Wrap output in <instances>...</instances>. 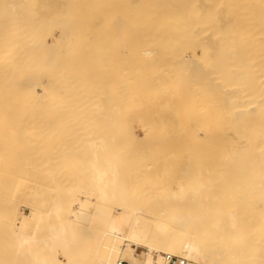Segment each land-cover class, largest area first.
Masks as SVG:
<instances>
[{
    "label": "bare ground",
    "instance_id": "obj_1",
    "mask_svg": "<svg viewBox=\"0 0 264 264\" xmlns=\"http://www.w3.org/2000/svg\"><path fill=\"white\" fill-rule=\"evenodd\" d=\"M29 108H33L32 111L26 112ZM52 124H56V127ZM136 127L145 135L154 137L152 139L157 138L150 139L158 143L159 137L163 139L168 133L170 140L178 144L182 139L186 141L187 137L191 141L192 137L201 139L196 143L194 139L192 143L199 144L196 150L201 143L202 146L206 145V140L209 142V137H212V140L219 141V146L218 141L213 140V143L222 153L220 165L222 170L225 169L218 176L213 178L211 174L212 178H207L203 174L208 173L205 169L194 168L191 162L182 164V176L174 179L175 186L167 184L170 188L163 190L165 194L157 190L163 194V199L158 201L162 208L157 221L153 223L148 214L150 210L143 209V200H140V204L133 183L128 179L132 174L135 180L136 172L131 170L129 174L126 173L130 171L126 159L132 158L128 161H132L133 167V161L137 162V157H140V169L146 163L142 154L138 156L137 152L136 157L133 152L127 151L140 141V138L137 141L129 136ZM75 135L86 140L87 151L84 143V148L81 147L87 154L83 153L84 157L80 159H70L73 152L82 150ZM71 137L75 138V146L78 144L73 151L70 149L71 145L74 147L70 143L73 140ZM50 138L59 139V144L56 140L51 142ZM62 138H66L67 145ZM44 139L48 143L44 142L45 147L41 148ZM144 139L141 145H145ZM150 139L148 143L152 142ZM163 140L165 142L167 139ZM204 140L206 144H203ZM185 141L178 146L170 142L169 150L174 146L171 151L175 153V148L181 146L177 149L180 152L185 147ZM60 142L64 145H60ZM53 143L61 147L57 149ZM22 144L24 148L34 150L30 155L28 153L29 168L40 169L41 165L43 170L35 169L34 175L47 172L48 177L46 175L45 178L48 183L44 184H49V188L53 179L59 181L60 173L57 174L54 169L59 165L65 169L64 161L75 168L73 162L72 165L69 162L74 159V164L78 165L82 158L83 168H79V165V169L75 170L82 173L85 168L87 172L82 175L88 176L85 177L88 183L83 184L84 177L79 179L81 174L76 177L78 181L81 180L80 186L87 184V189L79 186L75 176L74 185L83 191L73 185L67 187L74 175L70 177V174L75 171L66 169L72 172H63L65 176L61 171V176H67L63 182L68 183L64 185V182L63 188L60 182H56L58 186L52 188L53 199L48 206L52 190L40 182L46 187V192L49 189L51 193L43 191L40 183L41 191L46 195L37 193V187H34L36 183L32 181L38 179L30 178L31 170L28 178V168L25 167L27 171H23L19 165V168L14 166V158H8L14 154L16 159L15 154L21 152ZM125 144L129 146L121 148ZM195 145H189L191 152L195 150ZM52 146L54 149H51ZM204 147L206 149L207 146ZM49 149L52 154L53 150L56 154L59 151H63L64 155L68 153L69 158L61 156L62 160L60 155L63 153H58L60 162L55 161L54 154L52 165L55 168L46 166L45 171L41 159H45L44 164L46 159L50 160L51 152L47 153L49 157L45 153ZM143 149L139 151H145L144 146ZM202 149L206 156L216 150L209 149L212 151L207 152L210 153L208 155L207 150ZM41 150L43 155L40 159ZM160 150L157 151L158 156L159 152H169ZM118 151L123 153L118 154ZM107 152L114 154L107 157ZM196 153L199 154V151ZM76 154L73 153L74 156ZM102 154H106L107 158H100ZM148 156L151 158L152 154ZM158 156L155 155V158ZM165 157L168 155L165 154ZM155 158L152 157L154 163ZM17 159L22 164V159ZM86 159H90L89 163ZM186 159L187 162L189 159ZM54 161L60 164L57 163L59 165L56 167ZM175 161H178L177 158ZM124 162L126 167L122 169ZM10 163L13 168L9 167ZM1 164L3 168H9L8 172L4 169L6 173H3L0 166V172L7 174L8 177L2 174V179L8 178L13 184L11 187H17L15 182L24 180L27 175L26 178L31 181L29 184L34 187L30 195L27 194L28 201L37 203L38 195L48 198L45 199L47 205L41 202L43 207L37 206L42 217L50 213L46 219L40 220L37 214L25 218L14 211L13 198L9 196L15 214L6 205L10 202H2L3 197L8 198L4 194L10 190L4 189L2 194L3 189L0 188V204L4 203L3 206L9 209L6 211L12 213L8 232L3 233L9 245V250H6L13 254L10 257L15 258L16 264H118L120 259L127 260L128 264H169L167 254L181 256L187 264H203L202 261L214 264L217 257L205 256L207 246L218 255L219 264H264V0H0ZM48 167H51L50 170ZM14 170L20 171H15V175ZM147 171H139V176L151 175V170ZM9 174L11 177L15 175L14 179L17 180L10 178ZM49 174H52L51 177ZM53 174H57L54 176L57 178H53ZM41 177L44 179V176ZM160 177L164 179L163 175ZM142 185L135 187L138 194L144 187ZM154 186L158 187V184ZM153 188H147L143 196L139 195L140 199ZM60 190L66 193L61 194ZM153 191L146 194L144 200L150 195H154L152 200H159L154 197H161V194ZM237 198V202L245 200L243 203L236 202L243 210L242 213L238 211L240 215L235 211L239 209L235 204ZM221 200H232L234 204L226 201L228 207H223L226 203L219 205ZM246 201L252 206L256 205L254 213L257 215L254 216L259 224L252 222L251 226L263 230L261 233L250 227L252 231L258 230L255 234L251 232L254 236H249L245 228L250 224L245 221L250 220V213H244L249 207H243ZM14 204H17L15 200ZM235 205V209H228ZM48 210H52L57 217L53 215L52 219V213ZM239 216L246 223H242ZM258 217L261 221L263 219L262 226ZM253 220L255 223L254 217L250 222ZM259 232L260 237L256 235ZM157 234L162 236L161 241H158Z\"/></svg>",
    "mask_w": 264,
    "mask_h": 264
},
{
    "label": "rangeland",
    "instance_id": "obj_2",
    "mask_svg": "<svg viewBox=\"0 0 264 264\" xmlns=\"http://www.w3.org/2000/svg\"><path fill=\"white\" fill-rule=\"evenodd\" d=\"M13 109H14V108H13ZM20 109H21V108H20ZM20 109H18V110H19L18 112H20ZM27 109H28V108H27ZM32 109H33V108H31V110H30V108H29V110L26 111V112H31ZM46 109H48V108H46ZM163 109H164V108H163ZM34 110H38V111H40V110L37 109V108H34ZM34 110H33V111H34ZM164 110H166V108H165ZM12 111H13V110H12ZM15 111H17V109H16ZM22 111H23V110L21 109V112H22ZM45 111L47 112V110L44 109V112H45ZM48 111H49V109H48ZM27 124H28V123H27ZM52 125H54L53 127H56V124H52ZM142 135L144 136V138H148V139H144L143 137H142V139H141V136H142ZM75 136H76V142H78L79 145H80V143H81V145H80L79 147L82 148L83 145L85 144V145H84V146H85V150L87 151V149H86V143H84V142L86 141V140L84 139L85 137L82 138V136H81V138H80V137L77 136V135H75ZM129 136H131V137L133 136L132 138H134V139L136 138V140L140 138V139H139L140 141L144 139L143 143H145V145H144V144L141 145L140 143H142V141L140 142V141L137 140L138 142H135V143H137L136 146L133 145V147H132V146L130 147V150L137 149L138 151H136V150H133V151L127 150V151H129V153H131V154H132V152H133V153L135 154V156H136V153H137V152L139 153V154H137L138 156H139L140 154H142V155L145 157V159H146V160H145L143 157H141V158H143V160L146 162V163L144 164V166H146V167L144 168V166H143V167L140 169V167L142 166V164H141L142 162L140 163V161H141L142 159L139 160L140 157H137V156H136V157L138 158V161H137V162H135V160L133 161V162L136 164V165L134 164V166H135L136 168H135L134 166L132 167V165H133V164H132V161L129 162L130 160H132V158H131V159L128 158V160H129V161H128V160L126 159V157H124L123 159H124V161H125V159H126V161H125V162H126V165H127V162H128V166H130V167H129L130 171H127V172L125 171V172H126L127 174H129L128 172H131V170H132L133 172H136V173H135V174H136L135 177H137V178H135V180H134V178H133L134 176H133L132 174H130V175H131L130 178L127 177L128 175H126L125 172H124V174H125L126 177L129 179L130 182L132 181L133 185H132V184H131V185H132V187H133V189H134L135 194L137 195L136 197H137V200L139 201V203L142 204V201H140V200H143V204H142V206H144L143 209H145L146 211H147V209L150 210V213H149V211H148V214H149V217L152 219V222H153V223H154L155 221H157V219H158V217H159V214L161 213V210H160V209L162 208V205H161V203H159V202L163 199V194L160 193V192H163V193H164V191L166 190L165 188L168 186L167 184H169V183H170V186H171V187H172V186H175V183H174L173 181H175L177 178H180V177L182 176V171H181L182 168H183L182 164H188V162H189V163L191 162L192 164H190V165H191L192 167L194 166V168H197V169L202 170V171H204L203 169H205L206 173H207V172H208V173H207V174L203 173V174H204V175H207V176H206L207 178H208V177H209V178H212L213 176L216 177V176H218V175L220 174V172H223V170L225 169L223 166H222V168H224V169H223V170L221 169V165H222V164H221V160H222V158H223L222 153L220 152V150L217 151V150L219 149V147H218V146H219V141L213 139V140L216 141V142L218 141V142H217V143H218V146H217V144H215V142L213 143L212 137H209L210 139L208 138V139H209V142H208V140H206V141H207V144H206V141H205V140H204L205 142L202 141L203 144L205 143L206 145H203V146H202V143H201V147H203V149H202L203 151H204V150L206 151L207 148L209 147V144H210V145L212 144V146H211L212 148L209 147L208 150L206 151V153H207V152H210V153H211L212 150L209 151V149H213L214 146H215V147H216V148H215L216 150L213 149V151L215 150V151L213 152L214 154H213V153H211V154H210V153H207L208 155L210 154V156H206L205 153L201 152V147H200V146H199V148H197V150L199 151V154L196 153V152H198V151L196 150V147H197L199 144H196V145H197V146H196L195 144H192V143H194L195 140H196V141H195V143H196L197 140H198V138L195 139V138H193V137H192V138L190 137V138L192 139V141H191V140H189L188 137H187V138H186V139H187L186 141L189 140V142H186L185 139H182V141L184 140L186 143H189V145H195V146H194L195 150H194V151L192 150V152H191V151H190L191 148L189 147V145L186 144V143H184L183 146H185V147H182L183 151H182V149L180 150L181 155H182V157H181V156H180V152H178V150H179L178 148L181 147V146H179L178 148H177V147L175 148L176 150L178 149L177 151L175 150V153H176V152H178V153L175 154V153H172V152H174V151H171V150L174 149V146L172 147L171 145H174V144H172V143H176V141H174V140H170V133L166 134L165 137L163 138V139H165V140L167 139L168 141L166 140V141L164 142V140L162 139V137H159V140H160L159 143H158V141H154V142H153L152 140H158V139H157V138H156V139H152V138H154V137H152L150 134H146V135H145L144 133H142V131H141L138 127L134 128V133H133L132 135H129ZM134 136H135V137H134ZM148 136H150V137H148ZM167 136H168L169 138H166ZM73 137H74V136H73ZM131 137H130V138H131ZM60 138H61V137H60ZM150 138H151L152 140H151ZM160 138H161V139H160ZM65 139H66V138H64V139L62 138V140H65ZM67 139H68V138H67ZM71 139H73V138L71 137ZM74 139H75V138H74ZM74 139H73L72 142H70V143H73V144H74V143H75ZM82 139H84L83 142H82ZM149 139H150V141H152V142H149V143H148V140H149ZM194 139H195V140H194ZM216 139H217V138H216ZM44 140H45V139H44ZM44 140L42 141V143H44V142H47V143H48L47 139H46L45 141H44ZM50 140H51V142H53L54 140H56V142H57L59 139L57 140L56 138H55V139H54V138H53V139L50 138ZM129 140H130V139H128V141H129ZM132 140H133V139H132ZM132 140L130 141L131 143H132ZM200 140H201V139H200ZM200 140H198V141L200 142ZM202 140H203V139H202ZM24 141H25V140H24ZM27 141H28V140H26L25 142H27ZM66 141H67V140L62 141V142H63L65 145H67V144H66ZM70 141H71V140H70ZM128 141H127V142H128ZM134 141H135V140H134ZM146 141H147V142H146ZM182 141H181V142H182ZM184 141H183V142H184ZM29 142H30V140H29ZM56 142H55V143H56ZM58 142H59V141H58ZM58 142H57V144H59ZM62 142H60V145H61V144L64 145ZM68 142H69V139H68ZM156 142H157V143H156ZM162 142L165 143L164 146L166 145V149L164 148ZM170 142H171V145H170V146H171V148H173V149L170 148L171 150H169V144H170ZM179 142H180V141H179ZM181 142H180V144L176 143V146H178V145H182L183 142H182V143H181ZM190 142H191V143H190ZM30 143L32 144V142H30ZM47 143H46V146L49 148V146H51L50 141H49V144H50L49 146H48ZM82 143H84V144L82 145ZM131 143H129V144H131ZM133 143H134V142H133ZM135 143H134V144H135ZM152 143H154V144H152ZM155 143H156V144H155ZM161 143H162V144H161ZM53 144H54V143H53ZM57 144H54V145L56 146L55 148L58 149V148H60L61 146H60V145L58 146ZM138 144H139V146H138ZM148 144H149V145H150V144H152V145H156L155 147H156V148L158 147L157 151H159V150H160L159 148H161V147H162L164 150H166V151L169 150V152L167 151L169 154H168L167 152L164 153V154H163L162 152H159L160 155L158 156L157 151H154V149L156 150V148H155L154 146H151V145L148 146ZM159 144H160V145H159ZM177 144H178V145H177ZM41 145H43L41 148H44V147H45V146H44L45 143H44V144H41ZM69 145H70V144H69ZM77 145H78V144H77ZM77 145L75 146V144H74V147H72L73 145H71V146H70L71 148H70V147H69V148L71 149V151H73V149L76 150V147L78 148ZM127 145H128V144H127ZM127 145L125 144V146L123 145L121 148H123V147H127ZM131 145H132V144H131ZM140 145H141V147H140ZM21 146H23V144H22ZM21 146H20V147H21ZM57 146H58V147H57ZM81 146H82V147H81ZM128 146H129V145H128ZM137 146H138V148H135V147H137ZM143 146H144V148H145V151H141V150L139 151V149H143ZM159 146H160V147H159ZM167 146H168V147H167ZM187 146H188L189 149L187 148ZM204 146H207L206 149H205ZM53 147H54V146H52L51 149H52ZM146 147H148V148H146ZM153 147H154V148H153ZM191 147H192V146H191ZM69 148H68V151H69ZM83 148H84V147H83ZM83 148H82V150L78 149V150H76L75 152H73L74 154H75V153H77V154L74 156L73 153H72L73 156L70 155V159H72V158H74V157H78V159H80L79 157H84V156H82L83 153H84V154H87V152H86ZM121 148H119L118 150H120ZM131 148H133V149H131ZM151 148H152V149H151ZM184 148H187V150L184 149ZM192 148H193V147H192ZM194 148H193V149H194ZM21 149H23V151H22ZM21 149H20V151H21L22 153H24V154H22L21 152H16L17 154H15V156H16V159H17V157L22 159L23 155H25V154L27 155V156H25V158L23 157V159H22V164L24 163V165H23L24 167L22 166L21 161H18L19 159H17V161H18L19 163H17V161H15L16 159H15V157H14V154H12L13 157H12V156H8V158H9V160L14 158V159H13V160H14L13 162H12V160H11L12 163H15V162H16L17 165L14 164V166L17 167V168H19V167H18V165H19V166H20L19 169H23V171H27V170H28L26 173L30 172V170H31V172H30V173H31V174H30L31 177H30V178L38 179L37 181L35 180V182H34V180H33L32 182H33V184L36 183V184H34V185H35L34 187H35V188L37 187V188H36V189H37V193L40 194V192L42 193V192L46 189V187L44 188V186L47 185V184H44V183H46V182L48 183V181L46 180L47 178H45V176L47 175V174H46L47 172H44V173L42 172L43 175H42L41 172H40V173H36L37 175H36V174H35V175H36L37 177L34 178V176H35V175H34V171H35L36 168H32V167H31L32 169L29 168V167H30V166H29L30 164L28 163V156H29L31 153H33L34 150L32 151L31 149H30V150H29V149H26V148H24V146H23V148L21 147ZM45 149H47V148H45ZM53 149H54V148H53ZM124 149H125V148H124ZM126 149H128V148H126ZM149 149H151V151H150ZM163 149H161L160 151H163V152H164ZM199 149H200V150H199ZM42 150H43V152L45 151L44 149H42ZM42 150H41V152H42ZM55 150H56V149H55ZM60 150H61V149H60ZM122 150H123V149H122ZM143 150H144V149H143ZM152 150H153L156 154L154 153V155H153V151H152ZM184 150H185V151H184ZM18 151H19V150H18ZM31 151H32V152H31ZM49 151H50V149H49L48 151H46L45 153L47 154ZM56 151H57V150H56ZM68 151H65V152H68ZM71 151H69L68 153L71 154ZM82 151H83V152H82ZM84 151H85L86 153H85ZM89 151H90V150H88V153L91 154V152H89ZM124 151H126V150H124ZM134 151H135V152H134ZM189 151H190L191 156L193 155L192 157L189 155ZM216 151H217V152H220V154L216 153ZM43 152H42V154L39 155V158L43 155ZM50 152H51V155H52V156L50 155L51 163H50V160L46 159L45 164H44V160H45V159H41L42 157L40 158V159L42 160L41 163H43L42 165H43L45 171H46V168H47L46 166H52V167L54 166V168H55V165H52V162H53V161H52V157H54V154H55V157L53 158V160L55 159V161L58 160V161L60 162V159L57 157V154L60 153V151H59V152L57 151V152H58L57 154H56V152H54V150H53V153H54V154H52V150H51ZM50 152H49V153H50ZM142 152H144V153H142ZM194 152H195V153H194ZM28 153H29V155H28ZM45 153H44V155H45ZM61 153H63V151H61ZM61 153H60V154H61ZM68 153H67V155H64L65 153H63L62 155H60V158L65 157V156H66L65 158H67V157L69 156ZM107 153H108V152H107ZM107 153H106V154H107ZM121 153H123V151H122V152H119V151H118V154H121ZM124 153H125V152H124ZM129 153H128V154H129ZM161 153H162V155H161ZM193 153H194V154H193ZM201 153H202V154H201ZM18 154H19V155H18ZM90 154H88L89 157H91ZM106 154H105V155H106ZM109 154H110V153H108V155H109ZM113 154H114V153H113ZM113 154H112V155H109V156H107V157L113 156ZM128 154H127V155H128ZM148 154H150V155L152 154V157H153V158H155V155L158 156V157L155 158V163H154V161H153L154 159H152V157L150 158V157L148 156ZM165 154H167L168 157H165ZM184 154H185V155L187 154V156H185ZM203 154H204V155H203ZM102 155H103V154H102ZM105 155H103L102 157L100 156V158H104V157H106ZM115 155H117V153H115ZM171 155H172L173 157H172ZM183 155H184V156H183ZM197 155H198V156H197ZM46 156L49 157L48 154H47ZM46 156H45V157H46ZM61 156H62V157H61ZM71 156H72V157H71ZM98 156H99V155H98ZM122 156H123V154H122ZM124 156H125V154H124ZM163 156H164V157H163ZM203 156H204V157H203ZM10 157H11V158H10ZM37 157H38V156H37ZM45 157H44V158H45ZM85 157H86V156H85ZM107 157H106V158H107ZM120 157H121V156H120ZM136 157H135V159H136ZM148 157H149L150 159H148ZM194 157H195V158H194ZM200 157H201V159H202V162H203L202 164H203V165L201 164V159H200ZM8 158H6V159H8ZM56 158H57V159H56ZM68 158H69V157H68ZM117 158H119V155L117 156ZM133 158H134V156H133ZM159 158H160V160H161V158H162L163 160H161V161L159 162V160H158ZM166 158H167V159H170V160L167 161ZM176 158H177L178 161H175ZM186 158L189 159L187 162H186V160H187ZM196 158H199V159L197 160ZM203 158H204V159H203ZM219 158H220V160H219ZM21 159H20V160H21ZM84 159H85V158H84ZM87 159H88V157H87ZM87 159H86L85 161H88V163H89V160H90V159H89V160H87ZM121 159H122V158H121ZM123 159H122V160H123ZM156 159H157V161H156ZM171 159H173L174 161L171 160ZM190 159H191L192 161H191ZM194 159H195V161H194ZM215 159H216V160H215ZM23 160H24V162H23ZM62 160H64V159L62 158ZM67 160H69V159H67ZM81 160H82V158H81ZM81 160H80V161L78 160L81 164L78 162L79 164H78V165L76 164L77 166L74 164V163H75V162H74V161H75L74 159H73L72 161H70V162H69V161H66V162L71 163V165H72V162H73V165L75 166V168H74L73 166L69 167V164H68V163H67V165H66V164H65V161H64V165H65V166H64V165L62 164L63 161H61V164L65 167V169H64V168H63V169L61 168L62 166L59 165V164H60L59 162H56V163H55V161H54V163L56 164V167L59 165L58 167H60V170H59L60 172L57 171V170H58V167H57L56 170L54 169L53 171L56 172V173H57V172L60 173V177H61V178L63 177L62 179H60V177H58V178H57V176L54 177V176L57 175L58 173L55 174V175L53 174V178H57V179H59V181H57V180L55 179L56 182H57V184H58V182H60L59 184L63 186V184H64V182H65L64 185H67L66 183H68V182H66V181L63 182V180L67 178V176H66V178L64 177V176H65L64 173L67 171L66 169H69V170H70V169H73V170L75 171V173L77 172V174H75L74 172H73L72 174H70V173L72 172V170H71V171L68 170V171L70 172V173H69V174H70V177H71L73 174H74V175L72 176V178H70L72 184H71V183H68L67 187H70V186H72V185H73L72 187H78V186L74 185L76 182H79V183H78L79 186L82 185V183L80 182L81 180L78 181L77 179H78V177H80L79 174L82 175V173L84 172L83 174L85 175V171H86V170H85V168H84V170L82 169V171H83L82 173H80L81 171L79 172V171L75 170V169H79V168L82 167L83 164H82ZM136 160H137V159H136ZM196 160H197V161H196ZM208 160H209V161H208ZM4 161H5V160H4ZM7 161H8V160H7ZM76 161H77V160H76ZM82 161H84V160H82ZM144 161H143V162H144ZM163 161H164V162H163ZM166 161H167V163H168V162H169V163L167 164ZM171 161H172V162H171ZM198 161H199V162H198ZM207 161H208V162H207ZM47 162H48V164L46 165ZM118 162H119V160H118ZM121 162H122V161H121ZM125 162H124L123 165H122L124 168L121 166L122 169H125V167H126V166L124 165ZM138 162H139V163H138ZM152 162H153V163H152ZM162 162H163V165H162ZM185 162H186V163H185ZM193 162H194V163H193ZM205 162H206V163H205ZM2 163H3V162H2ZM5 163H6V161H5ZM5 163H4V164H5ZM12 163H10L11 166H9V167H11V168L14 167ZM41 163H40V164H41ZM57 163H59V164H57ZM76 163H77V162H76ZM84 163H85V162H84ZM86 163H87V162H86ZM88 163H87V165H88ZM137 163H138V164H137ZM156 163H157V165H156ZM177 163H178V164H177ZM195 163H196L197 165H196ZM199 163H200V164H199ZM209 163H210V164H209ZM217 163H219V164H217ZM7 164H8V163H7ZM20 164H21V165H20ZM49 164H50V165H49ZM119 164H121V163L119 162ZM129 164H130V165H129ZM140 164H141V165H140ZM151 164H152V165L154 164L155 166H154V165L152 166ZM160 164H161V165H160ZM171 164H172V165H171ZM174 164H176V166H175ZM198 164H199V165H198ZM204 164H205V165H204ZM206 164H207V167H206ZM220 164H221V165H220ZM79 165H80V167L78 168ZM84 165H85V164H84ZM87 165H86V166H87ZM138 165H140V167H138ZM147 165H148V167H147ZM178 165H179V166H178ZM200 165L204 166L205 168L202 167V166L200 167ZM210 165H212V166L210 167ZM0 166L2 167V164H1ZM5 166H7V165H5ZM27 166H28V167H27ZM66 166H68V168H66ZM86 166H85V167H86ZM128 166H127V168H128ZM151 166H152V167H151ZM162 166H163V167H162ZM195 166H196V167H195ZM22 167H23V168H22ZM25 167L28 168V169L25 170V169H26ZM87 167H88V166H87ZM131 167L134 168V169H131ZM150 167H151V168H150ZM181 167H182V168H181ZM208 167H209V169H208ZM212 167H213V168H212ZM2 168H3V167H2ZM50 168H51V167H50ZM50 168L48 167L49 170H50ZM82 168H83V167H82ZM146 168H150V170H151V175H150V173H148V172H150V170H149V169H146ZM158 168H159V169H158ZM200 168H201V169H200ZM211 168H212V169H211ZM216 168H218V169H216ZM4 169L7 170V169H9V168H7V167H4V168H3V170H2L3 173H6V172H5L6 170L4 171ZM14 169H16V168H14ZM29 169H30V170H29ZM40 169L43 170V168L41 167V165H40ZM40 169H39V167H38V169H36V171H38V170L41 171ZM86 169H87V168H86ZM135 169H136V171H134ZM144 169H145V170H148V171H147V173H148V174H147V177H150V178H147V177H146V174H145L146 171H145V173H144L145 175H143V174L141 175L142 177L144 176L145 179H144V178H138V176H139L142 172H144ZM172 169H173L174 171H173ZM180 169H181V170H180ZM0 170H1V169H0ZM64 170H65V171H64ZM80 170H81V169H80ZM88 170H89V169H88ZM127 170H128V169H127ZM141 170H142V171H141ZM155 170H156V171H155ZM176 170H177V171H176ZM178 170L181 171V172H179ZM212 170H213V171L216 170V171L213 172ZM217 170H219V172H218ZM221 170H222V171H221ZM8 171H9V170H7V172H8ZM12 171H13V170H12ZM15 171H16V170H14L13 174H15L16 172H19L20 170H18V171H16V172H15ZM47 171H48V170H47ZM61 171H62V173L64 172V173H63L64 176H61V174H62ZM68 171H67L66 173H68ZM139 171H140L141 173H140ZM51 172H52V171H50V173H51ZM78 172H79V173H78ZM86 172H87V171H86ZM88 172H89V171H88ZM133 172H132V173H133ZM153 172H155V175H154ZM158 172H159V173H158ZM172 172H173V173H172ZM174 172H175V174H174ZM177 172H178V173H177ZM3 173L0 172V176H1V177H0V188L3 189L2 192H3V191L5 192V190H6V191L10 190V192H8V194H9V193H10V194H9V195H8L7 193L4 194V192H3L2 194H4V196H5V195L8 196V198L5 196L6 198L4 199V197L2 196V197H3V198H2V202H6V201H7V202H10V203L6 204V205L9 206L8 208H11V210H12L13 213H14V211H15L16 213H19L21 216H23V217H25V218H30L33 214H37L38 217L40 218V220L43 221L44 219H46L47 216H49L50 213L47 212V213H49V214H48V215H45L44 217H42V216H41L42 214L38 213L39 211H37V206H41V207H39V208H42V207H43V203H44V205H45V203H46V205H47V203H48V201H49V203H48V206H49L50 202H52L51 200L53 199V194H54V192H53L54 189H52V188H54V186L57 185L56 182L54 181V179L52 180L53 182H51V181H50L51 183L49 182L50 184H52V185L50 186L51 188H49V184L47 185V188H49V189L52 190V192H53V193L50 195L52 198L49 196L51 199L49 198V200L46 201L45 199H48L47 197L45 198V196H44V197H42V198H44V199H42L41 196L38 195V198H39V199L37 198L38 201L36 200V201H37V203H36V202L33 201V200H31V201L29 200V201H28V200L26 199V198H28V196L30 195L29 193L31 192V189L33 190V188H34V187L32 186L33 184H31V185L29 184V183H31V181H28V179L26 178L27 175H28V178H29V173H28L26 176H24L26 173L23 175L25 178H24V180L21 179V181L23 180L24 182H22V183H20L21 181H20V182L17 181V183L15 182V184H17V187L14 186L16 189H15L14 187H11V185L13 186V184L9 181L8 178H4V179H2L3 176H4V177H8L7 174L4 175ZM137 173H138V175H137ZM160 173H161V175H160ZM179 173H180V174H179ZM2 174H3V176H2ZM38 174H40V175H38ZM63 174H62V175H63ZM211 174H212V177L210 176ZM10 175H11V174H9V176H10ZM15 175H17V174H15ZM15 175H14V176L12 175V177L10 176V178H13V179H14V178H15ZM49 175H50V177H51L52 174H49ZM66 175H68V174H66ZM76 175H79V176L76 177ZM86 175H88V173H87ZM148 175H149V176H148ZM162 175H163V178H164V179H162V177H160V176H162ZM169 175H170V176H169ZM173 175H174V176H173ZM179 175H180V176H179ZM32 176H33V177H32ZM41 176H44V179H43ZM74 176H75V178H76L77 181L75 180ZM141 176H139V177H141ZM151 176H152V177H151ZM172 176H173V177H172ZM38 177L41 179V181H40V179H39ZM46 177H48V175H47ZM50 177L48 178V180H50ZM83 177H84V181L82 180L83 184H84V183H88L87 181H85V179L88 178V176H83V175H82V177L79 178V179H82ZM85 177H86V178H85ZM131 177H132V178H131ZM154 177H155L156 180L154 179ZM159 177H160V178H159ZM168 177H169V178H168ZM174 177H176V178H174ZM214 177H213V178H214ZM73 178H74V179H73ZM157 178H158V179H157ZM68 179H69V177H68ZM131 179H133V180H131ZM139 179H140L141 181H143V182H139V183L136 182V180H137V181H140ZM142 179H144V180H142ZM148 179H149V180H150V179H151V180L154 179L155 181H151V180L149 181ZM161 179H162V181H161ZM174 179H175V180H174ZM10 180H11V179H10ZM14 180H17V178L14 179ZM43 180H44V182H43ZM74 180H75L76 182H74ZM86 180H88V179H86ZM147 180H148V181H147ZM157 180H159V182H158ZM12 181H13V180H12ZM25 181H26V182H25ZM38 181H39V182H38ZM61 181L63 182L62 184H61ZM67 181L70 182V180H67ZM13 182H14V181H13ZM40 182H42L44 186H43ZM54 182H55V183H54ZM73 182H74V183H73ZM134 182H135V184H134ZM144 182H145V183H144ZM146 182H147V183H146ZM10 183H11V184H10ZM18 183H19V184H18ZM23 183H24V184H23ZM27 183L29 184L30 188H28L29 186H27V185H28ZM39 183L43 186V191H41V190H42V189H41L42 187L40 186ZM53 183H54V185H53ZM142 183H143V185H142ZM152 183H153V184H152ZM155 183H156V185L158 184V187L154 186L155 188H153V185H155ZM20 184H21V185H20ZM69 184H71V185H69ZM78 184H77V185H78ZM139 184H141L142 187L144 186L142 189H140V190H142V191H140L142 194H141V193L138 194V193H137L138 189L135 188V187H137ZM145 184H146V185H145ZM147 184H148V185H147ZM19 185H20V186H19ZM36 185H38V186H36ZM60 185H59V187L62 188V186H60ZM84 185H85V184H84ZM84 185H83V186H80V187H81V188H82V187H83V188L85 187V190H86V189H87V188H86V187H87V184H86V186H84ZM227 185H228V184H227ZM2 186H4V187H2ZM5 186H6V187H5ZM25 186H26V187H25ZM57 186H58V185H57ZM57 186H56V187H57ZM148 186H149V187H148ZM32 187H33V188H32ZM39 187H40V189H39ZM59 187H58V188H59ZM17 188H18V189H17ZM58 188H57V189H58ZM63 188H64V186H63ZM78 188H79V187H78ZM81 188H79L78 190L83 191ZM139 188H140V187H139ZM147 188H148V190L151 189V188H153L152 191H153V190L156 191L155 193L158 194V195L161 194V197H160V195H159V197L156 196V195H155L156 197H154V198H156L155 200H157V199H159V198H160V199L157 200V201L152 200V199H153L152 197L154 196V195L152 194L153 196L150 195V196H148V198H146V200L152 198L150 201H149V200H148V201L144 200V198L146 197V194L149 195L150 192L152 193V191H149L148 193L145 194V196H144L142 199H140L139 195H140V196H141V195L143 196V195H144L143 193H145L146 191H148V190H146ZM156 188H157V189H156ZM167 188H170V187H167ZM224 188H225V187H224ZM227 188H228V186L226 187V190L228 191L229 189H227ZM4 189H5V190H4ZM11 189H12V190H15L16 192H12ZM36 189H35V190H36ZM38 189H39V190H38ZM49 189H47V190H48L47 192H46V190H45V192H46L47 194L49 193ZM57 189H56V190H57ZM136 189H137V190H136ZM164 189H165V190H164ZM65 190H66V188H65ZM157 190H159L160 192L157 191ZM163 190H164V191H163ZM167 190H168V189H167ZM237 190H238V189H237ZM0 191H1V189H0ZM38 191H39V192H38ZM57 191H58V190H57ZM57 191H56V192H57ZM154 191H153V193H154ZM168 191H169V190H168ZM233 191H234V190H233ZM11 192H12V193H11ZM27 192H28V193H27ZM45 192H43L44 195H46ZM61 192L63 193L64 190H63V191L60 190L59 193H61ZM50 193H51V191H50ZM50 193H49V194H50ZM62 193H61V194H62ZM64 193H66V191H65ZM2 194L0 193V195H2ZM27 194H28V196H27ZM55 194H56V193H55ZM164 194H165V193H164ZM41 195H42V194H41ZM9 196H10L11 198H13L12 201H13V205H14V207H13L14 211H13V209H12V204H11L12 201H10V199H9L10 197H9ZM47 196H48V195H47ZM0 197H1V196H0ZM40 198H41V199H40ZM0 199H1V198H0ZM3 199H4L5 201H3ZM6 199H7V200H6ZM8 199H9V201H8ZM14 200H15V203H17V204H14ZM224 200H225V199H224ZM232 200L235 201V199H232ZM232 200H229V201H230L229 204H231V205L234 204V202H233ZM238 200H239V199L237 198L236 201H235V204H236V205H237V203H243V201H245V200H243V199L241 200V198H240V200H241L240 202H237ZM44 201H45V202H44ZM144 201H145V203H144ZM158 201H159V202H158ZM226 201L229 202L228 200H226ZM226 201H224V202L226 203ZM231 201H232V202H231ZM41 202H43V203H41ZM224 202H222V200H221V202H220L219 205L222 206V205L224 204ZM236 202H237V203H236ZM0 203H1V202H0ZM244 203H245V204H244L243 207H245V206L247 207V206L249 205V207H247L246 210H245V208H244V210L246 211V212L244 211V213H248V214H249V213H250V214L252 213L253 215L251 214V217H252V218L254 217V219L256 220L255 216H256L257 214L254 213V212H255V211H254V210H255L254 207H255L256 205H255V206H254V205L252 206V204L250 205V202H247V201L244 202ZM3 204H4V203H3ZM3 204H0V208H1V209H0V212H1V213H0V223H1V225H2V227H1V226H0V227H1V229L3 230V231H1V229H0V232H1L0 234L3 236V238H2L1 236H0V237H1L2 240H3V239H5V240L3 241V243H0V264H8V263H9V264H14V263H15V261H14L15 258L10 257V256H13V254H12L10 251H7V250H6V249L9 250V247H8L9 245L7 244V240H6V236H5V234H3V233H5V232H8V229H9V227H10V225H9V223H10V221H9V216H10V214H12V213L10 212V214H9L8 211H6V209H7V210H9V209H8L7 206H5V205H4V206H5L6 208H4ZM246 204H247V205H246ZM236 205H235L234 207H233V206H231V207L229 206L228 209H230V208L235 209ZM242 205H243V204H242ZM48 206H47V207H48ZM221 206L219 207V212H221V209H220ZM225 206L228 207V206H227V203H226V205L224 204L223 207H225ZM238 206H240V204L237 205V208H239ZM2 207L4 208L3 211H4L6 214L3 213V211H1V210H2ZM47 207H46V208H47ZM240 207H241V206H240ZM146 208H147V209H146ZM253 208H254V209H253ZM48 209H49V208H48ZM225 209L227 210V208H225ZM239 209H240V208H239ZM239 209H238V210H235V211L237 212V214H238V211H240L239 213H242V212H243V210L241 211V209H240V210H239ZM242 209H243V208H242ZM226 210H225V211H226ZM48 211H51L52 214H51L50 216L52 217V219H54V218H53V217H54L53 215H55V214H53L52 210H48ZM225 211H222V212L225 213ZM224 213H223V215H224ZM2 214H3V216H2ZM14 214H15V213H14ZM250 214L248 215V216H249L248 219L250 218V220H252V218L250 217ZM254 214H255V216H254ZM219 215H220V214H219ZM238 215H240V214H238ZM243 215H244V214H243ZM1 216H2V217H1ZM11 216H12V215H11ZM11 216H10V217H11ZM55 216H56V215H55ZM246 216H247V215H245V218H246ZM23 217H22V218H23ZM56 217H57V216H56ZM56 217H55V218H56ZM221 217H222V216H221ZM239 217H240L242 223H246L245 221H247V223H248V221H249L250 224H247V226H246V224H243L244 227L246 226L245 228L247 229V231H248L247 233H248L249 236L253 235V234L251 233V232H253V231H254V234H255V232L258 231V230H259L260 232L263 231L262 228H261V230H260L259 228H253V227L251 226L252 222H253V224H256V223L259 224V222H257V220H256V222L254 223V220L250 222V220L245 219V221H244L243 218H242V216H239ZM243 217H244V216H243ZM258 218H259V217H258ZM258 218H257V219H258ZM259 220H260V218H259ZM259 220H258V221H259ZM243 221H244V222H243ZM262 221H263V219H262ZM262 221L260 220V225H261V226H262V223H263ZM261 222H262V223H261ZM41 223H42V222H41ZM250 227L253 228V229H258V230H253V231H252ZM254 227H255V226H254ZM256 227H258V225H257ZM248 229H249V230H248ZM4 231H5V232H4ZM249 232H250V233H249ZM260 232H259V234H256V235H258V237H260L259 235L262 233V232H261V233H260ZM4 236H5V237H4ZM156 236H157L158 241H161V240H162V236H161L160 234H157ZM253 236H254V235H253ZM1 239H0V242L2 241ZM5 242H6V243H5ZM1 244H4L6 247L4 248V245H1ZM7 245H8V246H7ZM3 249H4V251H3ZM5 251H6L7 253H6ZM205 251H206L205 256H206L207 258H208V257H211V256L217 257V259L215 258V260H214V264H219V262H218V261H219V259H218V255H217V254H214V252L210 251V250H209V246H207V247L205 248ZM4 252L6 253V255H5ZM10 253H11V255H8V254H10ZM2 254H4V255H2ZM3 256H4V257H3ZM8 256L12 259V262L10 261L11 259H10ZM7 259H8V262H7ZM202 263H203V264H208V263L205 262V261H202ZM15 264H16V263H15Z\"/></svg>",
    "mask_w": 264,
    "mask_h": 264
},
{
    "label": "built area",
    "instance_id": "obj_3",
    "mask_svg": "<svg viewBox=\"0 0 264 264\" xmlns=\"http://www.w3.org/2000/svg\"><path fill=\"white\" fill-rule=\"evenodd\" d=\"M166 256L169 264H187L186 259L181 256H173L171 254H167ZM118 264H128V261L125 259H120L118 260Z\"/></svg>",
    "mask_w": 264,
    "mask_h": 264
}]
</instances>
